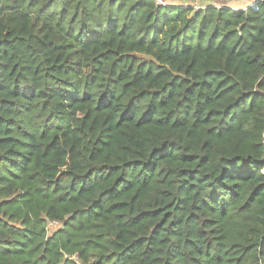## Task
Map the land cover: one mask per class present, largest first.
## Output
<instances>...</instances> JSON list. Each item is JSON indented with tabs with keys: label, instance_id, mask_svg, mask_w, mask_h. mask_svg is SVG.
Instances as JSON below:
<instances>
[{
	"label": "trees",
	"instance_id": "trees-1",
	"mask_svg": "<svg viewBox=\"0 0 264 264\" xmlns=\"http://www.w3.org/2000/svg\"><path fill=\"white\" fill-rule=\"evenodd\" d=\"M167 2L0 0V264H264V0Z\"/></svg>",
	"mask_w": 264,
	"mask_h": 264
},
{
	"label": "built area",
	"instance_id": "built-area-1",
	"mask_svg": "<svg viewBox=\"0 0 264 264\" xmlns=\"http://www.w3.org/2000/svg\"><path fill=\"white\" fill-rule=\"evenodd\" d=\"M159 4H162V5H169L168 2L166 0H156ZM202 0H195L194 3L190 4V5H180V6H184V7H193L194 9L196 10H199L201 8H205L207 6L202 4L201 2ZM261 0H257V1H254L252 3H250L248 6H244V7H233L235 10H238V9H243V10H246L248 7H257L258 6V3L260 2ZM218 6V5H217ZM56 224H59L58 221H52L49 223V225H56ZM50 227V226H49Z\"/></svg>",
	"mask_w": 264,
	"mask_h": 264
},
{
	"label": "crops",
	"instance_id": "crops-1",
	"mask_svg": "<svg viewBox=\"0 0 264 264\" xmlns=\"http://www.w3.org/2000/svg\"><path fill=\"white\" fill-rule=\"evenodd\" d=\"M257 1V0H202V4L204 5H209V4H214V5H219L221 3H224L226 5H230L231 7H244L246 5H249L250 3ZM185 4L190 5L189 2H186ZM178 5H184V3H179Z\"/></svg>",
	"mask_w": 264,
	"mask_h": 264
},
{
	"label": "rangeland",
	"instance_id": "rangeland-1",
	"mask_svg": "<svg viewBox=\"0 0 264 264\" xmlns=\"http://www.w3.org/2000/svg\"><path fill=\"white\" fill-rule=\"evenodd\" d=\"M167 1V0H166ZM172 2H174V3H177V4H179V3H184V5H185V3L186 2H189L190 4H192V3H194L195 2V0H171ZM227 1V0H226ZM246 6H248V5H246ZM55 227H58L59 226V224H56V225H54Z\"/></svg>",
	"mask_w": 264,
	"mask_h": 264
}]
</instances>
